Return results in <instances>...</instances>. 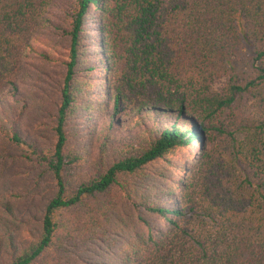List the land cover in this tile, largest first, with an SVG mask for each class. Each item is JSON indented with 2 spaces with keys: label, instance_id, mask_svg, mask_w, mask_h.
I'll list each match as a JSON object with an SVG mask.
<instances>
[{
  "label": "trees",
  "instance_id": "obj_1",
  "mask_svg": "<svg viewBox=\"0 0 264 264\" xmlns=\"http://www.w3.org/2000/svg\"><path fill=\"white\" fill-rule=\"evenodd\" d=\"M0 264H264V0H0Z\"/></svg>",
  "mask_w": 264,
  "mask_h": 264
},
{
  "label": "rangeland",
  "instance_id": "obj_2",
  "mask_svg": "<svg viewBox=\"0 0 264 264\" xmlns=\"http://www.w3.org/2000/svg\"><path fill=\"white\" fill-rule=\"evenodd\" d=\"M29 60V62H36L37 61V59L35 60L34 58H29L28 59ZM39 61V60H38ZM29 65H31V64H29ZM100 143H101V141H98V142H96V144L94 145V147H90V153H91V159H94V158H96L97 157V155H98V153H99V146H100ZM195 150H196V148H195ZM84 175L83 176H85L86 177V173L84 172L83 173ZM125 206H127V204H125ZM127 210H129V206L128 207H125ZM36 225H38V221H33V222H30L28 225H27V227H30V228H33L34 226H36ZM96 247V246H95ZM94 247V248H95Z\"/></svg>",
  "mask_w": 264,
  "mask_h": 264
}]
</instances>
